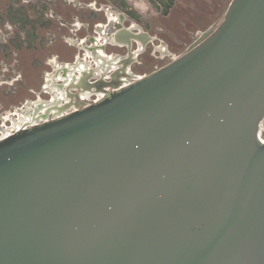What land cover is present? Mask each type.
I'll use <instances>...</instances> for the list:
<instances>
[{"label":"water","instance_id":"95a60500","mask_svg":"<svg viewBox=\"0 0 264 264\" xmlns=\"http://www.w3.org/2000/svg\"><path fill=\"white\" fill-rule=\"evenodd\" d=\"M132 38L115 34L124 67ZM90 85L103 96L0 139V264H264V0H232L143 77Z\"/></svg>","mask_w":264,"mask_h":264},{"label":"flooded vegetation","instance_id":"af4514ba","mask_svg":"<svg viewBox=\"0 0 264 264\" xmlns=\"http://www.w3.org/2000/svg\"><path fill=\"white\" fill-rule=\"evenodd\" d=\"M147 1L164 12L174 3V0ZM138 9L133 0H0V135L32 124L35 115L55 112L56 102L60 100L63 104L71 95L87 101L101 98L102 91L90 84L102 77L105 81L128 83L145 76L150 72L136 71L135 66L145 64L142 56L147 53L157 59L169 53L172 58L167 42L158 37L165 29L143 21ZM123 29L142 38H132V57L125 67L130 58L129 45L115 40V34ZM203 34L206 35L201 32L200 39ZM59 44L71 50L70 60L56 50ZM162 46L167 53L163 54ZM101 48L107 56H102L99 65L96 58L100 59ZM87 52L93 53L92 56ZM164 65L153 66L158 69ZM27 70L32 74L36 71L34 85L30 84ZM82 72L92 77L88 86L80 84ZM25 93L28 95L18 104L5 102ZM6 114L12 119L4 121Z\"/></svg>","mask_w":264,"mask_h":264},{"label":"rangeland","instance_id":"374dc122","mask_svg":"<svg viewBox=\"0 0 264 264\" xmlns=\"http://www.w3.org/2000/svg\"><path fill=\"white\" fill-rule=\"evenodd\" d=\"M133 1L138 4L140 8L138 10L143 21H151L153 25L158 24L165 29L163 33L158 34V37L167 42L172 55L171 58L168 53L163 59L152 58L148 53L143 55L142 58L145 64L143 66H135V70L148 73L156 69V67L153 66L154 63L160 66L168 64L173 58H177L187 52L200 40L199 35L201 32H205L206 36L212 33L223 21L232 0H174L171 8L165 9V11L167 10L166 12L162 11L164 10L163 8L157 9L155 6H151V3L147 0ZM166 13L169 14L165 16L164 14ZM161 49L163 50L162 47ZM56 50L60 51L66 59H71V50L67 47L59 44L56 46ZM152 50L154 51L155 49ZM164 53H167L166 47L165 52L163 51V54ZM88 54L90 56L92 55L90 52H87V55ZM39 70L40 69H36L37 72ZM36 71L33 70L34 74H32L27 70L28 76L30 78L33 77V79L29 78L30 84L32 83V85L37 83V79L34 78L37 77L35 74ZM22 95L23 96H20V94L14 95L5 102L9 103V105L18 104L17 102L25 95H28V93ZM261 136L264 138V123Z\"/></svg>","mask_w":264,"mask_h":264},{"label":"bare ground","instance_id":"6f19581e","mask_svg":"<svg viewBox=\"0 0 264 264\" xmlns=\"http://www.w3.org/2000/svg\"><path fill=\"white\" fill-rule=\"evenodd\" d=\"M111 12V11H110ZM116 17V16H115ZM112 18V17H111ZM112 19H114V18H112ZM105 26V25H104ZM103 32V31H102ZM105 34V33H104ZM98 41V40H97ZM99 43V42H98ZM141 47V46H140ZM162 48H163V50L165 51V47H163L162 46ZM140 49V48H139ZM142 49V48H141ZM106 51L104 50V49H102L101 48V50H100V53H101V55H100V59L98 60V58H96L97 60H96V62H97V64H99L100 65V63L101 62H103L102 60H103V57L102 56H107V54L105 53ZM93 54V53H92ZM98 54V53H97ZM89 56V55H88ZM92 56V55H91ZM98 57H99V55H98ZM109 58L110 57H113V55H109L108 56ZM88 59V58H87ZM118 59V58H117ZM85 61V60H84ZM101 61V62H100ZM83 62V61H82ZM85 63V62H84ZM83 63V67L85 66V64ZM116 63V62H115ZM64 64V63H63ZM81 64V63H80ZM68 66V65H67ZM77 66V65H76ZM80 66V65H79ZM79 66H78V68H79ZM102 68V67H101ZM50 75V74H49ZM51 79V78H50ZM55 80V79H54ZM57 80V79H56ZM48 81H49V79H48ZM61 81V80H60ZM48 83V82H47ZM47 85H49V83L47 84ZM53 90V89H52ZM51 90V91H52ZM61 94V93H60ZM56 97V96H55ZM62 97V96H61ZM55 99V98H54ZM68 99V98H67ZM39 101V100H38ZM55 101V100H54ZM23 113V112H22ZM19 115V114H18ZM11 116V115H10ZM10 116H9V114L8 115H5L4 116V121H6L7 119H9L10 118ZM12 117V116H11ZM10 119H12V118H10Z\"/></svg>","mask_w":264,"mask_h":264},{"label":"built area","instance_id":"2783aa9c","mask_svg":"<svg viewBox=\"0 0 264 264\" xmlns=\"http://www.w3.org/2000/svg\"><path fill=\"white\" fill-rule=\"evenodd\" d=\"M16 130H18V129H16ZM16 130H13V131H11L9 134H11V133L15 132ZM9 134H8V133H6V134H2V135H0V139H1L2 137H5V136L9 135Z\"/></svg>","mask_w":264,"mask_h":264}]
</instances>
